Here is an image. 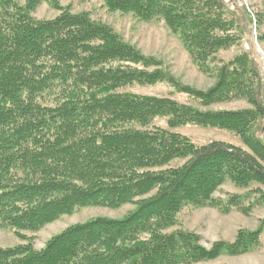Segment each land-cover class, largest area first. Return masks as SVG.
<instances>
[{"label": "trees", "instance_id": "1", "mask_svg": "<svg viewBox=\"0 0 264 264\" xmlns=\"http://www.w3.org/2000/svg\"><path fill=\"white\" fill-rule=\"evenodd\" d=\"M41 1L0 0V228L26 238L21 231L85 207L136 209L71 225L41 250L30 241L0 246V264H198L259 245V230H241L234 242L211 249L194 232L170 230L186 206L219 207L213 194L228 179L264 185L260 70L246 51L229 61L219 56L241 46L239 7L231 11L224 0H103L109 11L163 20L198 70L216 79L204 92L174 79L160 60L88 12L73 14L50 0L61 13L35 19ZM158 84L199 106L245 100L252 107L202 111L129 91ZM186 125L225 130L247 149L196 144L172 131Z\"/></svg>", "mask_w": 264, "mask_h": 264}, {"label": "rangeland", "instance_id": "2", "mask_svg": "<svg viewBox=\"0 0 264 264\" xmlns=\"http://www.w3.org/2000/svg\"><path fill=\"white\" fill-rule=\"evenodd\" d=\"M19 2L23 5L26 0ZM57 2L64 8L69 7L73 14L88 12L93 20L110 26L125 42L137 47L144 56L160 60L163 63L162 68L183 85L204 92L215 85L216 79L198 70L179 37L163 20L143 21L131 13L109 11L103 0H57ZM224 3L231 11L239 7V14L245 16L243 20L245 29L240 48H232L219 56L224 61H229L240 51L248 52L259 68L264 84V39H261L264 35V0H224ZM60 13L61 11L52 5V1L42 0L32 12V16L37 20H52ZM129 91L175 100L202 111H239L252 107L245 100L199 106L186 95L178 94L165 84L137 86L130 88ZM160 125L166 126L164 122H160ZM172 131L189 137L196 144L216 140L246 148L236 136L217 128L186 125ZM261 137L264 140V119ZM263 194L264 185L239 187L228 179L213 194V197L220 201L219 207L186 206L181 213V224L170 230L183 228L194 232L200 237V244L207 249H211L220 241L234 242L241 230L249 232L259 230L260 243L251 250L239 255H221L214 260L198 264H264V200L261 198ZM135 209L134 204H126L118 209L85 207L73 214L60 217L38 231H21V235L26 238H21L14 231L0 228V246L13 247L30 241L35 249L41 250L53 236L71 225L97 217L121 219Z\"/></svg>", "mask_w": 264, "mask_h": 264}]
</instances>
